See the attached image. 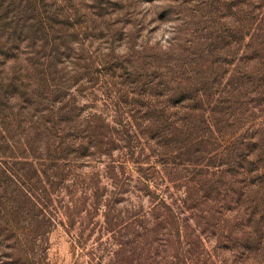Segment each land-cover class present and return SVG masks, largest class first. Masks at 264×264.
<instances>
[{
  "label": "trees",
  "instance_id": "trees-1",
  "mask_svg": "<svg viewBox=\"0 0 264 264\" xmlns=\"http://www.w3.org/2000/svg\"><path fill=\"white\" fill-rule=\"evenodd\" d=\"M182 5L193 14H200L207 24H215L216 18L220 20L230 17L232 22L229 28L236 31L234 44L249 38L245 45L247 64L237 67L243 74L239 77L232 74L231 79L224 84H217L212 74L203 78L201 84L190 83L181 77L168 79L172 83L162 79L151 80L148 76L145 82L147 90L155 88L154 99H162L167 104H159L167 105V108L157 107L151 101L150 93L149 96L143 95V92L132 89L127 96L131 97L130 104L139 117L130 116L131 119H127L124 126L114 121L123 131L115 138V142L108 136L109 127L100 115L88 113L86 117H81V111L74 101L75 93L71 91L76 81L71 80L73 76L66 79L58 76L56 65L51 64L56 54L34 49L42 48L44 37L53 38L55 25L58 28L63 25L57 21V11L62 13V10L50 14L35 0L30 18L26 20L21 15H14V22L8 23L14 24L13 33L19 30L17 24H22L26 32L25 38L30 34L41 33L40 38L23 46L27 57L26 67L29 66V71L36 74V78L19 83L8 80L0 88V100H5V108L9 107L10 101H22L30 118L23 124L21 140L14 147L10 146L12 139L7 137L6 130L1 129V136L6 134L7 138H3L4 149L13 150V153L3 158L9 162H0V171L3 175L13 176L12 169L7 164L22 162L21 183L14 184L11 179L8 183L11 187L10 194L19 191L21 205L25 208L23 211L30 220L23 230L31 236L30 239L40 243L37 248L43 243L52 223L65 227L67 231H75L76 228V243L83 237L82 229L99 226L102 235L105 233L108 236L109 242L106 241V245L116 243V250L109 253L105 264H209L213 255L211 251H204L201 232L211 230L218 243L219 235L215 231L221 227L197 220L208 227L196 229L191 236L183 223L186 219H181L188 212H193L194 221L198 214L211 216L210 209H201L208 190L201 189L200 184L191 176L185 178L180 198L175 200L170 195L159 198L157 183L149 175L152 171L150 158L159 159V163L164 164L163 161L168 156L176 155L183 160L185 152L196 150L195 154H188L192 158L203 152L198 150L202 142L212 143L217 147L212 153L204 151L203 154L214 156L215 159L226 157L222 160L228 162L221 165L232 167L246 185L253 183L256 184V189L264 191V127H255L249 120L255 112L264 115V0H182ZM220 9L229 10V14L219 15ZM70 18L71 16L65 17L66 20ZM74 26L73 22L71 27ZM11 40L5 38L4 43ZM4 47L12 50L11 46L3 45L0 48ZM18 48L17 45L15 50H20ZM5 62L4 60L2 64ZM57 63L62 65L60 61ZM73 66L69 71H65L67 67H64L61 72L75 73L78 81L83 74L81 71L87 70V65L81 68ZM159 86L164 89H157ZM172 108L178 110L177 116L167 114ZM198 112L200 115H197V119L191 117ZM135 118L144 119L149 125L138 132L140 127L135 123ZM14 123L19 125L20 120L16 119ZM255 128L258 130L250 132ZM168 145H173V149ZM114 147L118 152L116 159L112 157ZM142 151L149 152L146 161L141 160L146 157L142 155ZM101 155L107 159L109 156L105 172L117 170L118 173L105 176L96 170L82 175L81 165L84 160ZM187 162L186 166L194 168L204 166L205 169H210L212 166L206 161L200 164ZM127 163L132 165L137 176L136 184H140L139 186L130 187V179L123 172ZM102 175L109 180L104 184L105 187L101 186ZM213 186L208 197L212 194L210 199L217 203L218 187L215 183ZM130 188L138 192L136 196L139 203L136 206L129 204V209L118 210L120 202H125L124 196L126 198L134 193ZM198 191L202 193L201 197ZM257 193L254 192L253 195L258 197ZM140 195L148 199L145 209L140 204ZM260 197L253 199L254 206L251 205V213L248 215L254 228V237L258 235L259 238L264 223V196ZM259 201L263 202L262 207ZM98 216L102 218L101 223L94 221ZM223 241L227 243L229 250L237 242L236 239ZM248 244L252 245L249 240ZM244 246L246 248L245 244Z\"/></svg>",
  "mask_w": 264,
  "mask_h": 264
},
{
  "label": "rangeland",
  "instance_id": "rangeland-1",
  "mask_svg": "<svg viewBox=\"0 0 264 264\" xmlns=\"http://www.w3.org/2000/svg\"><path fill=\"white\" fill-rule=\"evenodd\" d=\"M34 2L35 0H0V47L5 45L11 46L12 49L0 48V88L1 84L8 80L14 83L27 82L37 76L29 71V66L26 67L27 57L23 46L40 38L41 33L30 34L25 38L26 32L22 24H17L19 30L15 33H13L14 24H8L14 22V15H21L26 20L30 18L29 15L34 10ZM38 2L50 14L62 10V13L57 11L59 15L57 21L63 25L61 24L60 28L55 25L53 38L44 37L42 48L34 49L56 54L51 64L56 65L58 76H62V79L73 76L71 80L76 81L71 91L75 93L74 101L77 109L81 111V117L84 118L88 113H92L104 118L102 120L109 127L108 136L110 135L114 142L123 132L114 121L124 126L126 120L131 119L130 116L139 117L130 104L131 97L127 96L132 89L143 92V95L151 94V101L157 104V107L167 108V105L159 104L165 103L161 101L162 99H154L155 88L151 91L147 90L145 82L148 76L155 81L159 79L171 81L168 79L181 77L190 83L201 84L203 78L212 74L217 84H224L231 79L232 74L237 77L243 74L237 67L247 64L245 45L248 44L249 38L234 44L236 31L229 28L232 22L230 17L220 20L216 18L215 24H207L201 19L200 14L195 15L187 10L182 5V0H38ZM219 11V15L229 14L227 9ZM66 16L71 18L66 20ZM29 22L31 23L30 20ZM73 22L76 26L71 27ZM41 32L44 31L41 29ZM5 38L13 39L4 43ZM17 45L20 49L18 51L15 50ZM4 60L6 62L2 64ZM59 61L62 65L57 63ZM197 61L199 62L195 64ZM73 65L75 68L87 65V70L81 71L83 74L78 81L75 73H65ZM64 67H67L66 70L61 72ZM157 89L163 90L164 87L159 86ZM5 104V100H0V162H9L3 158L13 153V150L4 149L3 138L4 140L7 138L6 134L1 136V129L6 130L7 137L12 139L10 146L14 147L18 145L17 141L21 140L20 132L23 131V124L30 120L28 110L22 101H10L7 108ZM177 111L176 108H172L167 114L177 116ZM194 115L191 117L197 119L200 112ZM137 118L135 123L139 125L137 131L140 132L149 124L144 119ZM16 119L20 120L19 125L14 123ZM249 120L255 127L261 129L264 127L263 114L255 112ZM257 130L258 128H255L250 132ZM132 134L137 138L135 133ZM211 144L202 142L198 150L212 153L211 151L217 147ZM168 146L173 149V145ZM195 151L185 152L183 160L176 155L168 156L167 160L163 161L164 164L159 163V159L150 158L149 165L152 171L149 175L157 183L156 191L159 198L170 195L177 200L184 191L185 178L193 176L201 189L208 190L207 196L204 195L206 198H203L201 209L204 211L210 209L211 216L198 214L194 221L193 212H188L181 216V219H186L183 223L191 236L196 229L208 227L197 220L221 227L215 231L219 235L218 243L215 242L211 230L201 232L204 251L206 253L211 251L213 255L208 263L264 264V223L260 230L261 237L259 238L258 235L254 237V228L248 218L251 205L254 206L253 199L261 198L260 195L264 196V191L256 189V184L246 185L237 171L232 167L221 165L228 162L222 160L226 157L215 159L214 156H207L202 152L198 156L189 158L190 155L195 154ZM112 153L113 159H116L118 152L115 147ZM142 155L146 157L141 160L146 161L149 152L142 151ZM107 157L108 159L101 155L85 159L81 165V174H90L96 170L105 176L118 173L117 170L105 172L109 160V156ZM187 161L198 164L206 161L212 166L210 169H205L204 166L188 167L185 165L189 163ZM21 166V161H15L13 165L7 164L13 173L10 177L0 171V264H105L109 253L116 250V243L112 242V245L107 246L105 242H109L108 236L105 233L102 235L99 226L82 229L83 237L76 243L74 241L78 233L76 228L75 231H67L65 227L52 223L53 226L48 227L49 232L44 236L43 243L37 248L40 243L30 239L31 236L23 230L30 220L23 211L25 208L21 205L19 191L10 194L9 180L11 179L14 184H20L23 179ZM123 172H126L125 177L130 179L128 181L130 187L140 185L136 184L137 176L130 163L125 165ZM103 175L101 186L105 187L104 184L109 180ZM79 180L82 181L80 178ZM213 183L218 187L217 203L210 199L212 194L208 197V192L214 188ZM130 190L133 191L132 188ZM254 192H260L257 193L258 197L253 195ZM198 193L201 197L202 193L199 191ZM136 195L138 192L126 198L124 196L125 202L123 200L120 202L117 206L120 208L118 210L129 209V204L136 206L139 203ZM259 203L262 207L263 202L259 201ZM140 204L144 209L147 208L148 199L141 196ZM262 209L264 212V208ZM94 221L101 223L102 218L98 216ZM223 239H236V246L227 249L228 245ZM248 240L252 245L248 244ZM31 247L32 251H30ZM28 248L30 250L27 252Z\"/></svg>",
  "mask_w": 264,
  "mask_h": 264
}]
</instances>
